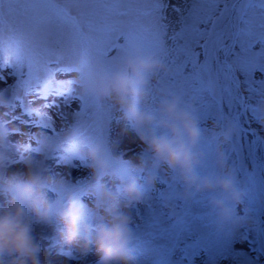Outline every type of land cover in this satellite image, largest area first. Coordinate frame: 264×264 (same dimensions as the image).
I'll list each match as a JSON object with an SVG mask.
<instances>
[{
    "label": "rangeland",
    "instance_id": "obj_1",
    "mask_svg": "<svg viewBox=\"0 0 264 264\" xmlns=\"http://www.w3.org/2000/svg\"><path fill=\"white\" fill-rule=\"evenodd\" d=\"M178 3L179 0H170L167 10L170 19H175L172 6ZM3 7L7 14L9 6L5 4ZM80 7L86 12L92 8L91 5ZM237 30L243 29L237 26ZM253 31L252 42L259 39V30ZM10 35L21 49H54L63 56V63L71 67L72 77L63 74L55 77L57 81L71 78L69 97L61 101L50 96L45 101L35 95L25 97L22 91L14 93L12 85L15 81L9 76L8 69L4 70L7 79L6 84L0 83V128L7 132L4 142L8 155L6 173H16L25 158L38 161L48 177L44 188L48 201L54 206L62 205L65 197L71 195L80 207L84 221L93 225L95 220L89 211L92 197L87 192L88 186L95 184L115 193L121 182L131 178L142 185L143 174L131 172L127 163L135 160L141 146L133 132L119 119L117 105L81 90L80 85L87 74L102 65L96 59L85 60L78 54L69 28L45 21L39 25L23 24L14 34L6 31L5 61L14 59L13 52L8 49ZM56 41H60L58 47ZM260 50L264 51V44ZM125 54L119 56L110 70L119 66ZM154 56L165 65L166 71L143 77L141 109L153 111L164 94H177L184 105L190 106L203 133L197 145L203 153L197 174L214 171L215 153L219 150L224 153L228 166L243 188L244 197L236 208L240 224L236 227H217L215 216L207 207L206 194L178 198L179 186L174 183L172 174L163 167L151 169L156 178L154 187L143 188L141 202L127 209L132 217V248L137 264H264L263 162L260 164L252 160L251 166H245L250 161L248 156L239 148L230 149L229 137H216V133L222 132L224 124L234 128L240 124L250 129L253 153L260 160L257 150L260 138L264 141V127L257 123L255 117L257 103L264 98V83L255 85L254 101L245 105L246 111L237 110L232 105V99L244 95L243 85L237 88L234 81H229L228 86L222 85V93L213 97L211 80L205 83L208 75L186 77L162 57ZM262 63L264 57L250 53L245 67L250 73ZM234 66H240L239 62H233ZM212 77L219 82L220 76L215 71ZM52 101H56L57 107L43 108L45 103ZM72 101L75 103L67 106ZM30 108L41 109L44 115L39 118L25 115L24 112ZM244 139L247 140V137L244 136ZM94 144L105 146L108 162L106 171L95 177L90 175L86 160L87 150ZM58 232L54 222L34 225L33 235L40 244L41 264H49L45 259L57 253L64 256L68 264H95L97 256L94 252L81 256L74 244L62 241Z\"/></svg>",
    "mask_w": 264,
    "mask_h": 264
},
{
    "label": "clouds",
    "instance_id": "obj_2",
    "mask_svg": "<svg viewBox=\"0 0 264 264\" xmlns=\"http://www.w3.org/2000/svg\"><path fill=\"white\" fill-rule=\"evenodd\" d=\"M164 71L165 65L159 58L133 49L121 58L118 67L112 70L97 67L80 85L86 94L117 105L119 119L141 146L135 160L127 163L131 172L143 174L142 185L131 178L121 182L115 193L95 184L88 186L93 225L84 221L71 195L65 197L62 205L54 206L48 201L44 191L48 177L38 161L25 158L16 173H6L7 132L0 128V264H41L40 244L33 228L52 222L62 241L74 244L81 256L94 252L95 264H137L132 248V217L127 209L141 202L143 188L154 187L156 178L151 169L161 167L172 174L179 186L178 198L207 195V207L214 214L217 227L240 224L236 208L242 203L244 190L224 153L216 151L213 172L202 175L196 172L203 159L197 148L203 133L190 106L184 105L177 94L166 93L153 111L140 107L143 77ZM256 107V121L264 127V98ZM229 131L216 133V137L226 139ZM86 160L91 176L102 175L108 166L105 146L91 145Z\"/></svg>",
    "mask_w": 264,
    "mask_h": 264
},
{
    "label": "snow or ice",
    "instance_id": "obj_3",
    "mask_svg": "<svg viewBox=\"0 0 264 264\" xmlns=\"http://www.w3.org/2000/svg\"><path fill=\"white\" fill-rule=\"evenodd\" d=\"M169 3L170 0H0V83L6 84L4 70L8 69L15 81L14 93L22 91L25 97L35 95L45 101L50 96L61 101L69 97L71 78L57 81L55 77H72V69L54 49H21L10 35L8 49L14 59L4 58L6 31L14 34L23 24L48 21L69 28L78 54L85 60L96 59L104 70H110L122 53L135 49L162 57L186 77L202 78L215 71L218 77L234 81L237 88L243 85L244 95L234 97L232 105L246 111L245 105L254 101L255 85L264 83V63L250 73L245 67L250 53L264 57L260 50L264 44V0H179L172 6L175 19L167 15ZM5 4L9 6L7 14ZM81 5L92 8L86 12ZM237 26L243 30L238 31ZM254 29L259 30V39L252 42ZM59 43L56 41L57 47ZM234 61L240 66L233 68ZM48 107H57L56 101L43 105ZM24 114L38 118L44 115L41 109L32 108Z\"/></svg>",
    "mask_w": 264,
    "mask_h": 264
},
{
    "label": "trees",
    "instance_id": "obj_4",
    "mask_svg": "<svg viewBox=\"0 0 264 264\" xmlns=\"http://www.w3.org/2000/svg\"><path fill=\"white\" fill-rule=\"evenodd\" d=\"M230 60H231V58H230ZM234 63L236 64V61H234ZM206 78H205V83H206V80H207V82H209V80H211V82H209V83L212 86V89L214 90L213 97H216V96L218 97L222 93V85L228 86L229 80L225 79L224 76L219 77V82H215L212 75H210L209 77H206ZM222 128H223L222 132L225 130H230L228 137H229L231 142L228 145V147L230 149H234V150H237L239 148V150H241V152L243 151V153L248 156V159H250L249 164L246 163L245 166H248V165L251 166L252 164H250V163L252 160L257 162V163H259L261 161V162H263V165H264V141L262 140V138H260L261 144H259V147L257 150V155L260 157V160L258 161L256 159L254 153H253L254 142L252 141V139H251L252 135L249 132L245 131L238 124H236L235 128L233 125L228 126V125L224 124ZM220 132H221V130H220ZM244 136L247 137V140L244 139ZM244 142H245V144H244ZM243 145H246L247 147L246 146L244 147Z\"/></svg>",
    "mask_w": 264,
    "mask_h": 264
},
{
    "label": "bare ground",
    "instance_id": "obj_5",
    "mask_svg": "<svg viewBox=\"0 0 264 264\" xmlns=\"http://www.w3.org/2000/svg\"><path fill=\"white\" fill-rule=\"evenodd\" d=\"M62 251V250H59ZM45 260H47V262H49V264H68L69 262H67L68 260L64 257L61 256V254L57 253L55 255H51V257H47Z\"/></svg>",
    "mask_w": 264,
    "mask_h": 264
},
{
    "label": "water",
    "instance_id": "obj_6",
    "mask_svg": "<svg viewBox=\"0 0 264 264\" xmlns=\"http://www.w3.org/2000/svg\"><path fill=\"white\" fill-rule=\"evenodd\" d=\"M240 125V124H239ZM241 126V125H240ZM244 130L248 131L249 133L252 134V131L250 129H247V128H243ZM264 172V171H263Z\"/></svg>",
    "mask_w": 264,
    "mask_h": 264
}]
</instances>
